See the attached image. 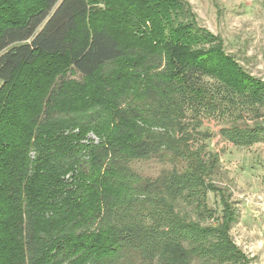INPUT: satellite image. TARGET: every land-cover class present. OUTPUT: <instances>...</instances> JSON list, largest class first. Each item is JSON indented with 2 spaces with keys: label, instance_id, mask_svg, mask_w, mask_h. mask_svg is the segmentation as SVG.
<instances>
[{
  "label": "trees",
  "instance_id": "1",
  "mask_svg": "<svg viewBox=\"0 0 264 264\" xmlns=\"http://www.w3.org/2000/svg\"><path fill=\"white\" fill-rule=\"evenodd\" d=\"M4 2L0 264H251L231 235L204 120L250 107L254 126L220 135L236 147L264 141V82L192 5ZM155 158L173 168L151 179L132 167Z\"/></svg>",
  "mask_w": 264,
  "mask_h": 264
},
{
  "label": "rangeland",
  "instance_id": "2",
  "mask_svg": "<svg viewBox=\"0 0 264 264\" xmlns=\"http://www.w3.org/2000/svg\"><path fill=\"white\" fill-rule=\"evenodd\" d=\"M186 1L192 5L200 25L222 37L228 54L238 60L248 75L264 82V0ZM243 108L230 117L223 109L216 116L209 111L210 117H206L204 124L212 138L206 143L211 150L221 153L224 175L215 181L218 187L227 190L235 214L231 235L251 264H264V141L248 148L236 147L220 135V130L230 123L243 128L254 126L253 109ZM260 114L259 122L264 126V109L260 108ZM132 167L142 176L156 179L173 165L155 158L134 162ZM220 199L213 193L208 196L209 208L217 214L215 218L221 215ZM207 222L214 224L217 218Z\"/></svg>",
  "mask_w": 264,
  "mask_h": 264
}]
</instances>
